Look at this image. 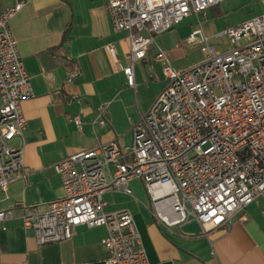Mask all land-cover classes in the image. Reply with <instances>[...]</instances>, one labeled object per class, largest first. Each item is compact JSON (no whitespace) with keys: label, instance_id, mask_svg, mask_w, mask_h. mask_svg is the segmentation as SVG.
Returning a JSON list of instances; mask_svg holds the SVG:
<instances>
[{"label":"built area","instance_id":"1","mask_svg":"<svg viewBox=\"0 0 264 264\" xmlns=\"http://www.w3.org/2000/svg\"><path fill=\"white\" fill-rule=\"evenodd\" d=\"M29 1L0 8L2 192L26 177L23 133L28 121L21 103L35 92L11 20ZM223 1L107 0L114 30L129 36L126 65L116 44L108 46L127 85L136 87L134 63L146 56L156 35ZM217 36L225 38L226 50L215 46L201 27L192 31L188 42L200 48L203 60L187 69L176 67L156 46L155 59L162 63L167 84L134 123L130 148L113 140L54 163L63 196L44 209L24 205L21 216L40 245L71 238L79 225L105 226V264H150L133 214L107 211L103 199L110 190L131 195L134 178L143 181L163 227L195 220L209 236L234 216L248 220L247 207L264 198V14L228 26ZM73 121L82 128L80 115ZM13 217V208L0 210L3 228Z\"/></svg>","mask_w":264,"mask_h":264},{"label":"crops","instance_id":"2","mask_svg":"<svg viewBox=\"0 0 264 264\" xmlns=\"http://www.w3.org/2000/svg\"><path fill=\"white\" fill-rule=\"evenodd\" d=\"M17 1L0 0V8ZM106 1L30 0L11 20L35 96L21 103L28 121L23 133L26 177L0 191V210L13 208L14 213L7 228L0 223V264H105V226L79 225L71 238L40 245L22 224L24 205L44 209L63 196L62 178L53 165L64 157L113 140L123 148L132 146L134 123L167 84L162 63L155 59L157 45L176 67L185 68L194 64L190 53L198 47L188 42L193 30L201 27L226 50L225 38L217 33L264 14V0H225L188 16L156 35L146 56L134 63L133 88L108 52L114 43L122 65L130 61L128 32L114 30ZM75 115L81 116L82 128L74 123ZM129 185L131 195L106 191L105 208L133 214L150 264H264L263 197L247 207V221L234 216L206 236L195 220L163 227L143 181L134 178Z\"/></svg>","mask_w":264,"mask_h":264},{"label":"rangeland","instance_id":"3","mask_svg":"<svg viewBox=\"0 0 264 264\" xmlns=\"http://www.w3.org/2000/svg\"><path fill=\"white\" fill-rule=\"evenodd\" d=\"M217 44V43H216ZM220 44L218 43V46ZM190 59H192L194 61V64L193 65H190V66H187L185 67V69L187 68H190V67H193L194 65L200 63L202 60H203V53L202 51L200 50V48L198 47H195L191 50V53H190Z\"/></svg>","mask_w":264,"mask_h":264}]
</instances>
